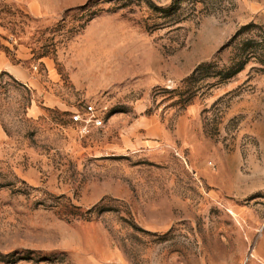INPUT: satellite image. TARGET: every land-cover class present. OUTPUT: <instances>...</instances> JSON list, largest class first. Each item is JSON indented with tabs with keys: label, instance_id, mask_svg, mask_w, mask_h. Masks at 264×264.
Wrapping results in <instances>:
<instances>
[{
	"label": "rangeland",
	"instance_id": "rangeland-1",
	"mask_svg": "<svg viewBox=\"0 0 264 264\" xmlns=\"http://www.w3.org/2000/svg\"><path fill=\"white\" fill-rule=\"evenodd\" d=\"M0 264H264V0H0Z\"/></svg>",
	"mask_w": 264,
	"mask_h": 264
},
{
	"label": "built area",
	"instance_id": "built-area-1",
	"mask_svg": "<svg viewBox=\"0 0 264 264\" xmlns=\"http://www.w3.org/2000/svg\"><path fill=\"white\" fill-rule=\"evenodd\" d=\"M71 123L75 125L82 137L89 136L93 131L104 128L103 111L94 105H86L82 111H76L70 116Z\"/></svg>",
	"mask_w": 264,
	"mask_h": 264
},
{
	"label": "crops",
	"instance_id": "crops-1",
	"mask_svg": "<svg viewBox=\"0 0 264 264\" xmlns=\"http://www.w3.org/2000/svg\"><path fill=\"white\" fill-rule=\"evenodd\" d=\"M3 69L6 72H8L9 74H11L15 79H19V80H22L24 82L28 81V75L22 69H20L17 66H13V65L6 63L3 66Z\"/></svg>",
	"mask_w": 264,
	"mask_h": 264
}]
</instances>
